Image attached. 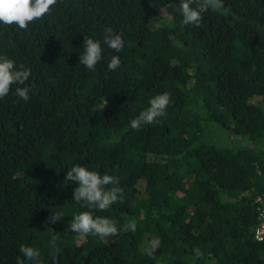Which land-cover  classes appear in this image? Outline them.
Here are the masks:
<instances>
[{
	"label": "trees",
	"instance_id": "1",
	"mask_svg": "<svg viewBox=\"0 0 264 264\" xmlns=\"http://www.w3.org/2000/svg\"><path fill=\"white\" fill-rule=\"evenodd\" d=\"M222 3L230 14L206 11L199 26L182 23L179 0H58L26 31L0 24V55L30 69L34 85L28 101L18 85L0 99V264L24 259L22 245L40 250V264H264V240L253 238L264 198V0ZM105 26L123 35L121 52L103 43ZM84 36L101 41L95 71L79 63ZM113 55L121 67L110 71ZM163 92L166 115L132 129ZM73 165L118 177L123 201L101 212L72 199ZM83 211L136 229L70 231Z\"/></svg>",
	"mask_w": 264,
	"mask_h": 264
},
{
	"label": "clouds",
	"instance_id": "2",
	"mask_svg": "<svg viewBox=\"0 0 264 264\" xmlns=\"http://www.w3.org/2000/svg\"><path fill=\"white\" fill-rule=\"evenodd\" d=\"M57 2L58 0H0V24L7 26L15 24L19 29L26 31L29 24L51 14ZM209 10L220 12L222 15L230 14V9L224 7L222 0H179V11L182 14V23L185 25L194 24L199 26L202 14ZM103 43L114 52L119 53L124 48L125 40L122 34L114 32L110 26H105ZM83 49V54L79 57V63L84 65L86 69L95 71L97 63L102 59L101 41L84 36ZM107 67L110 71L120 68V57L113 55ZM31 75L30 69L25 68L23 65L17 67L13 60L0 55V99L8 95L13 85H18L15 88V94L22 100L28 101L29 93L32 92L34 85H25ZM170 102L171 97L168 92L155 95L149 100V107L130 121L131 128L138 130L145 124L151 125L158 122V118L166 115V109ZM65 180L76 185L72 199L77 202H86L89 208H96L103 212L117 201H123V189L118 186L119 178L116 176L107 173L102 175L84 166L73 165L66 172ZM62 217L63 215L57 213L50 215L48 219L50 222L55 223L61 220ZM135 229V220H130L127 224L118 228L115 220L93 216L91 211H83L74 215L69 227V230L74 233L101 238L115 237L121 231H135ZM50 243L58 254L59 248L56 246L55 236L52 237ZM19 251L24 259L18 257L16 264H25L26 260L32 262V264H40L41 254L39 249L22 245ZM194 252L196 257H202L203 255L198 248L194 249Z\"/></svg>",
	"mask_w": 264,
	"mask_h": 264
},
{
	"label": "built area",
	"instance_id": "3",
	"mask_svg": "<svg viewBox=\"0 0 264 264\" xmlns=\"http://www.w3.org/2000/svg\"><path fill=\"white\" fill-rule=\"evenodd\" d=\"M255 203L260 223L253 230V238L256 242H262L264 240V198H257Z\"/></svg>",
	"mask_w": 264,
	"mask_h": 264
},
{
	"label": "rangeland",
	"instance_id": "4",
	"mask_svg": "<svg viewBox=\"0 0 264 264\" xmlns=\"http://www.w3.org/2000/svg\"><path fill=\"white\" fill-rule=\"evenodd\" d=\"M143 187H144V183L142 182V183L140 184V188L143 189Z\"/></svg>",
	"mask_w": 264,
	"mask_h": 264
}]
</instances>
